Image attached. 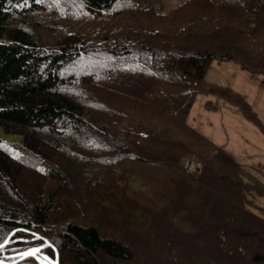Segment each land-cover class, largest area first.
Returning <instances> with one entry per match:
<instances>
[{
	"label": "trees",
	"instance_id": "trees-1",
	"mask_svg": "<svg viewBox=\"0 0 264 264\" xmlns=\"http://www.w3.org/2000/svg\"><path fill=\"white\" fill-rule=\"evenodd\" d=\"M46 1L0 0V181L10 185L13 196L26 208L24 213L19 207H12L10 211L0 208V244L9 237L12 244H21L22 250H26L43 240L36 238L30 243L25 242L30 235L29 229L47 236L50 228L57 232L61 242L56 248L45 246L43 252L56 257L59 264H66L64 259L75 247L80 250L79 257L83 253L90 256L89 264H128L134 258V251L124 235H107L98 224L75 221L71 206L67 212L63 211L64 214L58 213L65 177L57 169L60 165L54 158L62 150L70 151L69 143H74L75 132L86 135L85 131L90 130L87 140L92 145L86 146L88 150L102 147L95 135L99 127L89 124L84 106L72 94L74 83L93 80L94 75L84 77L74 71L76 61L87 58L93 49L75 29L65 30L52 45L42 38L40 30H31L27 16L42 9ZM76 1L91 16L121 12L115 8L122 0ZM203 4L206 9L200 13L198 7ZM149 5L158 14L164 13L162 5L158 7L154 2ZM164 15H171L167 25L155 27L140 37L125 34L121 39L129 41L131 46L123 45L116 50L109 48V54L115 56L118 52L125 57L136 56L140 62L138 66H126L118 72L145 76L148 77L147 83L154 82L150 92L163 100L161 111H169L167 116L179 122L194 138L210 141L208 143L214 146L213 153L209 156V163L203 166L201 162L199 169L187 171L181 161L190 147L185 139L165 132V135H159L139 121V129L136 124L125 127V123H121L118 133L122 135L121 144L125 149L118 158H131L172 175L160 192L153 190L144 197L131 193V199L115 200L118 204L120 202L121 211L125 210L123 215L126 218L131 216L137 223H146V227L151 224L161 226L154 232L167 225L173 228L178 234V240L174 241L179 247L178 253L188 251L192 255L189 259L195 261H188L189 264H264V214L254 208L257 206L256 197L264 199V181L250 174L232 154L186 122L197 92H212L221 97L228 94L237 98L234 103L242 115L264 133V126L256 113L239 93L203 78L210 61L215 58L233 59L252 74H264V0H183ZM216 32H225V35L218 34L216 38L213 35ZM101 36L106 44L119 40L114 39L117 35ZM198 84V88L193 87ZM124 116L130 117L131 114L125 113ZM45 124L56 137L54 141L36 136ZM100 129L109 135L108 130L101 127L99 132ZM176 147L180 149L176 150ZM25 151L40 161L34 170L53 178L56 183L53 190L39 191L31 200L16 182L22 164L21 155ZM90 158V166L99 167L95 157L91 155ZM96 189L99 190H94V201L99 204L98 208H106L112 199L110 188L106 190L99 186ZM140 198L144 208L132 206ZM66 201L70 202L69 199ZM185 224L189 228L186 229ZM209 237L211 241L207 240ZM191 242L193 249L189 245ZM170 245L172 247L173 242H169ZM194 248L197 251H193ZM10 251L7 249L6 254ZM98 253L107 261L98 260ZM4 255L0 254V257ZM145 261V264H164L159 259L157 262L150 260L148 256ZM30 262L37 264L33 255L13 260L12 264Z\"/></svg>",
	"mask_w": 264,
	"mask_h": 264
},
{
	"label": "rangeland",
	"instance_id": "rangeland-1",
	"mask_svg": "<svg viewBox=\"0 0 264 264\" xmlns=\"http://www.w3.org/2000/svg\"><path fill=\"white\" fill-rule=\"evenodd\" d=\"M182 1L122 0L115 8V10L121 11L119 14L110 11L99 16H91L84 11L76 0H47L44 2L42 9L27 16L28 26L33 32L40 30L43 35L42 38L47 43L52 45L59 40L65 30L75 29L81 33V37H84L93 49L87 58L78 59L74 65V71L79 75L84 77L94 75L93 80L74 83L72 94L84 106L89 124L94 123L97 127L108 130L110 136L103 134L101 129L99 132L98 128V132H94L101 142L100 146L102 148L100 150H95V148L88 150L86 146L91 144L87 140L90 130L85 131L86 135L75 132L77 136L74 143H69L70 151L62 150L61 153L57 154L58 157L54 158L58 162L56 163L60 165L57 169L65 177L61 188V203H59L57 209L59 210L58 213L64 214L71 206L72 218L75 221L84 224L91 222L98 224L101 231L107 235H124L127 241L132 243L134 251V258L128 261V264H145V257L147 256L150 260L155 259L156 262L159 259L161 260L159 262L164 264L195 262L189 259L191 254L189 255L188 251L178 253L177 248L179 247L174 242L178 240V234L173 228L168 225L167 227L162 226L161 230L158 229L159 232H154L156 228H161V226L157 227L151 224L146 227V223H141V221L137 223L131 216L126 218L123 215L125 210L121 211L120 202L118 204L115 200L124 201L125 197H131V193L138 197H144L147 192L153 190L160 192L164 189V187L161 189L162 185L172 175L170 172H164L159 168L152 169L147 164L131 158H118L125 149L121 144L120 137L122 135L118 133L120 131L118 127L121 123H125V127L136 124L138 129L140 128L138 125L143 123L157 131L159 135L165 132L166 135L172 134L176 138L185 139L190 147L187 148L189 150L181 158L183 162L187 158H198L204 166L209 163V156L213 153L214 146L208 143L210 141H199L196 137L194 138L179 122H175L167 116L166 113L169 111H161L164 106L162 105L164 104L163 100L161 101L156 94L150 92V88L155 85L154 82L149 81L150 83H147L148 77L145 76L138 77L133 73L124 75L123 72H118L125 69L126 66H138L140 62L136 60L138 59L136 56L125 57V54H121L124 56L122 57L118 52L115 53V56H112L108 51L109 48L116 50L123 45H130L129 41L121 39L125 34H137L136 36L140 37L139 35L147 34L155 27L167 25L166 23L171 20V15L165 16L164 14H168L171 7L174 8V6L180 5ZM151 2H154L158 7L162 5L164 13L158 14L157 11L153 10L152 5H149ZM196 2L201 3V1ZM198 8H200L201 13L204 8L206 9V6L203 4ZM198 8L195 10H198ZM231 11L233 12V10ZM175 15H177V12H175ZM164 20L165 22H163ZM218 34L224 37L225 32H216L213 35L218 38ZM101 35H113L115 37L117 35L114 39L119 40L114 44H106ZM130 49L134 48L131 47ZM110 65L112 68H108ZM106 69H112V71L108 70L107 72ZM203 78L206 82L230 88L232 91L239 93L250 105L257 103L264 110V97H262L264 75L252 74L233 59L219 60L215 58L210 61ZM112 80H114L113 84L110 83ZM203 83L205 84V82ZM196 86L193 87L198 88L199 84ZM146 88H148V91H143ZM236 100L237 98L228 94L221 97L212 92H197L187 112L186 122L207 136L216 145L233 154L250 174L264 180V175L254 167V152L256 151L254 145L258 142L255 137L256 134L262 137V133L258 130L257 125L247 120L238 110V106L234 103ZM169 108V110L172 109L171 106ZM125 113L127 115L131 114V116L125 117ZM262 113L264 117V112L262 111ZM137 121L140 123H137ZM36 136L48 141H54L56 138L46 124L37 131ZM16 139L18 138L16 137ZM258 143L262 144L261 141ZM19 148L21 149V147ZM170 148L173 149L172 146ZM175 149L179 150L180 148L176 147ZM91 155L95 157L99 167L92 168L90 166ZM21 158L19 179L16 182L27 199L31 200L39 191L53 190L56 187L53 178L39 174L34 170L37 162H40L38 157L36 158L32 153H26L25 151ZM99 186L106 188V190L110 188L112 197L106 208L102 207V209L98 208L99 204L94 201V190L97 192L99 189L96 188ZM111 189H114L117 198ZM67 199L70 202L66 201ZM125 202L131 203L128 200ZM142 202L143 199L140 198L132 206L138 209L140 207L144 208ZM255 202L257 204L254 207L255 210L264 214V199L256 197ZM12 207H19L23 213L26 211V208L21 206L20 202L11 193L10 185L0 181V208L10 211ZM136 213L138 214V212ZM183 226L186 229L189 228L186 224ZM49 230L46 233L47 236H42L40 231L29 229L30 235L25 238V242L30 243L36 238H42L43 240L39 245L27 247L26 250H22L23 246L21 244H12L11 238L6 237L1 243L3 247L0 248V254L9 257L7 256V258L4 255L0 257V261L3 260L6 264H12L13 260H20L26 256H22V254L29 252L31 249L39 248L40 251L33 255L37 264H59L56 257H51L43 252L45 246L52 245L56 248L61 242L57 232L50 228ZM53 237L58 238L59 243H55ZM211 239L209 237L207 240L211 241ZM201 240L202 238H200ZM168 241L173 242L172 247L171 245L168 246ZM192 243L189 244L192 246L191 249L194 247ZM7 249L11 250L8 254H6ZM79 251V248L75 247L72 252L67 254L68 257L64 259V262L66 264H89L90 256L83 253L79 257ZM193 251L197 250L194 248ZM11 255L13 260H11ZM97 257L102 263L107 261V258L102 254L98 253ZM30 263L32 264V262Z\"/></svg>",
	"mask_w": 264,
	"mask_h": 264
},
{
	"label": "crops",
	"instance_id": "crops-1",
	"mask_svg": "<svg viewBox=\"0 0 264 264\" xmlns=\"http://www.w3.org/2000/svg\"><path fill=\"white\" fill-rule=\"evenodd\" d=\"M262 75H264V74H262ZM262 97H264V92L262 93ZM251 105H252L251 108L253 107L252 110L256 113V115L259 118L261 124L264 126V122H263L264 121V117H263V113H262V111L264 112V110H262V108H261L262 106H258L257 103L256 104L254 103V104H251ZM258 130L262 133V137H260L261 135L259 136V135L256 134L255 139H258V142L261 141L262 144L256 142L257 144L254 145L255 148H256V151L254 152V154H255L254 167L259 173H262V175H264V133L261 131L260 128Z\"/></svg>",
	"mask_w": 264,
	"mask_h": 264
},
{
	"label": "built area",
	"instance_id": "built-area-1",
	"mask_svg": "<svg viewBox=\"0 0 264 264\" xmlns=\"http://www.w3.org/2000/svg\"><path fill=\"white\" fill-rule=\"evenodd\" d=\"M183 167L185 168V170L187 171H193V170H197L201 167V162L195 158H187L184 160L183 162ZM58 239V238H57ZM56 237H53V241L55 243H59L57 241Z\"/></svg>",
	"mask_w": 264,
	"mask_h": 264
},
{
	"label": "snow or ice",
	"instance_id": "snow-or-ice-1",
	"mask_svg": "<svg viewBox=\"0 0 264 264\" xmlns=\"http://www.w3.org/2000/svg\"><path fill=\"white\" fill-rule=\"evenodd\" d=\"M6 243V242H5ZM3 247V244H0V248H2ZM40 251V249L39 248H35V249H31L29 252H27V253H24V254H22V256L23 255H34L35 253H37V252H39ZM0 264H3V261H0Z\"/></svg>",
	"mask_w": 264,
	"mask_h": 264
}]
</instances>
